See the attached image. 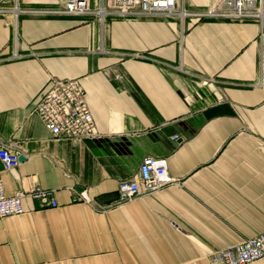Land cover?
<instances>
[{
  "label": "crops",
  "instance_id": "1",
  "mask_svg": "<svg viewBox=\"0 0 264 264\" xmlns=\"http://www.w3.org/2000/svg\"><path fill=\"white\" fill-rule=\"evenodd\" d=\"M2 1L18 14L0 17V142L23 161L0 164V181L7 196L54 191L57 207L24 199V215L0 219V264H209L264 233L257 24L108 17L99 26L54 14L55 0ZM178 2L198 12L210 0ZM52 79L80 84L98 139L50 136L33 111ZM201 79L214 86L198 88ZM145 157L165 160L173 182L98 211Z\"/></svg>",
  "mask_w": 264,
  "mask_h": 264
},
{
  "label": "built area",
  "instance_id": "2",
  "mask_svg": "<svg viewBox=\"0 0 264 264\" xmlns=\"http://www.w3.org/2000/svg\"><path fill=\"white\" fill-rule=\"evenodd\" d=\"M55 1L58 10L54 14L69 17L93 16L99 26H104L108 17H161L180 21L192 18L197 21L255 23L259 26L261 35L264 32V0H210L207 8L198 12L185 10L178 0H101L94 10L90 9L89 0ZM17 14L16 7L9 9L6 2L0 0L1 18L15 19ZM116 78L122 79L119 75ZM196 86L210 89L214 86V80L201 79ZM196 96L198 97L197 94ZM33 113L54 139L81 142L99 138L85 102L84 91L77 81L50 80ZM177 139L174 137L172 140L175 142ZM18 157L17 151L0 142V164L4 171L15 169L19 164ZM171 182L172 179L166 174L165 160L145 157L136 177L118 183L116 200L108 206H96V209L102 213L107 212L140 197L152 195ZM53 192L33 186L27 192L18 191L7 196L0 181V219L24 215V199L34 200L40 207L56 208ZM81 200L86 201L83 197ZM86 202L93 205L92 201ZM260 260H264V233L215 252L210 257L209 264H251Z\"/></svg>",
  "mask_w": 264,
  "mask_h": 264
},
{
  "label": "water",
  "instance_id": "3",
  "mask_svg": "<svg viewBox=\"0 0 264 264\" xmlns=\"http://www.w3.org/2000/svg\"><path fill=\"white\" fill-rule=\"evenodd\" d=\"M23 158L22 157H18V162H22Z\"/></svg>",
  "mask_w": 264,
  "mask_h": 264
}]
</instances>
